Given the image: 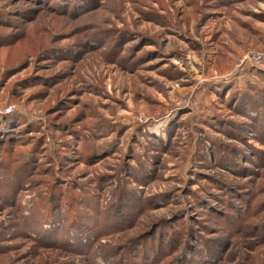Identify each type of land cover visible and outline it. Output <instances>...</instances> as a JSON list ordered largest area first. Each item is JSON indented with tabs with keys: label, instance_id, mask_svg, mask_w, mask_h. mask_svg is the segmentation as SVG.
Wrapping results in <instances>:
<instances>
[{
	"label": "rangeland",
	"instance_id": "rangeland-1",
	"mask_svg": "<svg viewBox=\"0 0 264 264\" xmlns=\"http://www.w3.org/2000/svg\"><path fill=\"white\" fill-rule=\"evenodd\" d=\"M0 264H264V0H0Z\"/></svg>",
	"mask_w": 264,
	"mask_h": 264
},
{
	"label": "trees",
	"instance_id": "trees-1",
	"mask_svg": "<svg viewBox=\"0 0 264 264\" xmlns=\"http://www.w3.org/2000/svg\"><path fill=\"white\" fill-rule=\"evenodd\" d=\"M52 223V222H51ZM80 236V235H79Z\"/></svg>",
	"mask_w": 264,
	"mask_h": 264
}]
</instances>
